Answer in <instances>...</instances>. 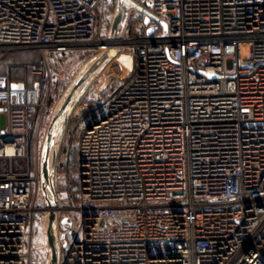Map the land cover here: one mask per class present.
Masks as SVG:
<instances>
[{"label":"built area","instance_id":"built-area-1","mask_svg":"<svg viewBox=\"0 0 264 264\" xmlns=\"http://www.w3.org/2000/svg\"><path fill=\"white\" fill-rule=\"evenodd\" d=\"M133 1L66 132L76 175L58 158V264H264V0ZM116 2L0 0V264L46 263L50 97L111 46Z\"/></svg>","mask_w":264,"mask_h":264},{"label":"water","instance_id":"water-1","mask_svg":"<svg viewBox=\"0 0 264 264\" xmlns=\"http://www.w3.org/2000/svg\"><path fill=\"white\" fill-rule=\"evenodd\" d=\"M134 6L133 0H117L114 19L108 34L111 46L91 56L83 63L57 99L51 112L40 154V189L44 203L48 208L44 217V240L47 254L45 264H58L59 259L58 215L55 210L58 204V195L55 178L58 158L70 120L72 117L77 118L80 116L77 107L81 100L98 75L119 53L120 47L117 44L123 37L129 11ZM108 81L109 79L105 81L103 88ZM102 119H104L103 116ZM98 122L99 120H96L95 124H98ZM88 128L91 129L92 126L90 125ZM66 222L69 221L65 219L64 223Z\"/></svg>","mask_w":264,"mask_h":264},{"label":"rangeland","instance_id":"rangeland-1","mask_svg":"<svg viewBox=\"0 0 264 264\" xmlns=\"http://www.w3.org/2000/svg\"><path fill=\"white\" fill-rule=\"evenodd\" d=\"M20 59H30L32 60V58H35L31 55H22L21 57H19ZM17 58V59H19ZM90 58L86 57L85 61L88 60ZM15 58L11 59V63H15ZM35 61V60H34ZM17 62V61H16ZM10 63V64H11ZM84 63V62H83ZM4 69L2 68L1 71H3ZM69 83L68 79H65L64 81H61L59 83V87L56 88L55 93L52 92L51 97H50V103L53 104L54 103V99L59 98V96L62 94V92L64 91V89L66 88L67 84ZM94 97V95H92ZM90 100V95L85 97V101H89ZM79 112V110H77ZM70 130L71 133L69 135H67V137H65L64 142H63V146L61 149V154L59 155V160L60 163H66L63 164L62 167L59 166V174H62L63 172V167L65 168L66 171L70 170L73 175H76V159H77V149H76V139H77V135L80 132L79 129L75 128L74 125L70 126ZM64 158V159H63ZM63 159V160H62ZM34 161L32 155L29 158V163L32 164V162ZM67 161V162H65ZM14 164L19 167L22 162L18 161L17 159L14 161ZM5 167V161L0 160V169H4ZM36 257V254H33V261Z\"/></svg>","mask_w":264,"mask_h":264},{"label":"trees","instance_id":"trees-1","mask_svg":"<svg viewBox=\"0 0 264 264\" xmlns=\"http://www.w3.org/2000/svg\"><path fill=\"white\" fill-rule=\"evenodd\" d=\"M22 55H29V54H16V55H12L9 57V59L7 60V63H11V59H14L17 61H15V63H13V67L10 71V75H11V79L13 81H25V84L27 86H31L32 85V78L29 75L28 72V66L34 62L38 61V57L36 56V54H32L33 57L32 60L30 59H20L19 57H21ZM19 58V59H17ZM35 60V61H34ZM12 64V63H11ZM4 71V70H3Z\"/></svg>","mask_w":264,"mask_h":264}]
</instances>
